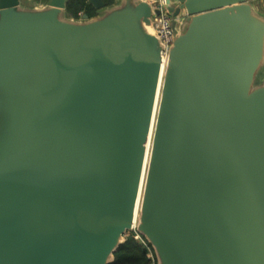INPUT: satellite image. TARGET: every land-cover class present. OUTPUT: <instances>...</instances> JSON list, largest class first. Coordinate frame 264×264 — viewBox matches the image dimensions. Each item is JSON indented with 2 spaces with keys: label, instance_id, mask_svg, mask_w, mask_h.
<instances>
[{
  "label": "water",
  "instance_id": "obj_1",
  "mask_svg": "<svg viewBox=\"0 0 264 264\" xmlns=\"http://www.w3.org/2000/svg\"><path fill=\"white\" fill-rule=\"evenodd\" d=\"M68 1L0 0V264H110L141 199L158 264H264L255 0H166V60L148 0Z\"/></svg>",
  "mask_w": 264,
  "mask_h": 264
},
{
  "label": "trees",
  "instance_id": "obj_2",
  "mask_svg": "<svg viewBox=\"0 0 264 264\" xmlns=\"http://www.w3.org/2000/svg\"><path fill=\"white\" fill-rule=\"evenodd\" d=\"M105 1L107 5L115 2V0ZM67 10L75 17H80L81 13H87L90 16L96 14V8L89 0H69ZM110 264H158V260L149 241L143 244L133 234H130L115 252V259Z\"/></svg>",
  "mask_w": 264,
  "mask_h": 264
},
{
  "label": "built area",
  "instance_id": "obj_3",
  "mask_svg": "<svg viewBox=\"0 0 264 264\" xmlns=\"http://www.w3.org/2000/svg\"><path fill=\"white\" fill-rule=\"evenodd\" d=\"M153 7L152 24L155 34L164 44L163 56L164 60L168 58L169 51L173 42L179 32L180 23L183 21L185 14L181 13L175 16L173 12L168 9L166 0H148ZM159 10V13L156 11ZM83 13H81V16ZM130 234H133L141 243L147 244V239L138 231L133 229ZM129 234V235H130Z\"/></svg>",
  "mask_w": 264,
  "mask_h": 264
},
{
  "label": "crops",
  "instance_id": "obj_4",
  "mask_svg": "<svg viewBox=\"0 0 264 264\" xmlns=\"http://www.w3.org/2000/svg\"><path fill=\"white\" fill-rule=\"evenodd\" d=\"M50 0H21V8L24 9V10H33V9H36V8H45L48 3H49ZM116 2V0H115ZM114 2V3H115ZM262 2L261 6H264V0H260V3ZM260 3H258V5H260ZM257 6V5H256ZM260 7V6H259ZM259 7L257 6V8L259 9ZM85 14V13H84ZM98 14V10L96 9V14L93 15V16H90L89 17H94ZM66 16L67 18L69 19H74V20H82L83 19V15L80 16V17H75V16H72L69 11L67 10L66 11Z\"/></svg>",
  "mask_w": 264,
  "mask_h": 264
},
{
  "label": "rangeland",
  "instance_id": "obj_5",
  "mask_svg": "<svg viewBox=\"0 0 264 264\" xmlns=\"http://www.w3.org/2000/svg\"><path fill=\"white\" fill-rule=\"evenodd\" d=\"M258 3H260V0H255L254 1V4L257 5L259 7V10L261 13H264V6H261L262 2L260 3V5H258ZM264 80V64L263 66L260 68V71L258 73V77L256 79V82H255V87L257 85H260L261 84V81ZM152 138H153V134L152 136L150 137L149 139V142L147 144V149H148V155H147V161H146V170H147V165H148V162H149V157H150V153H151V148H152ZM141 207V201L139 202V205H138V213L140 212L139 211V208ZM130 234V233H129ZM128 234V235H129Z\"/></svg>",
  "mask_w": 264,
  "mask_h": 264
},
{
  "label": "bare ground",
  "instance_id": "obj_6",
  "mask_svg": "<svg viewBox=\"0 0 264 264\" xmlns=\"http://www.w3.org/2000/svg\"><path fill=\"white\" fill-rule=\"evenodd\" d=\"M165 71V69H164V67L162 68V76L164 75V72ZM156 118V117H155ZM154 124H155V120H154ZM155 127L153 126V129H154ZM153 129H152V133H151V136H152V134H153ZM150 136V137H151ZM149 142V141H148ZM152 144H153V138H152ZM151 152H152V148H151ZM147 155H148V149H147V154H146V161H147ZM150 157H151V153H150ZM150 157H149V161H150ZM148 165H149V162H148ZM148 165H147V168H148ZM146 175H147V170L145 171V176H144V179H143V188H144V185H145V178H146ZM142 197L141 198H143V190H142V195H141ZM141 201H142V199H141ZM140 213V212H139ZM139 213H138V211H137V220H138V217H139ZM137 220H135V222H134V229H138V221Z\"/></svg>",
  "mask_w": 264,
  "mask_h": 264
}]
</instances>
